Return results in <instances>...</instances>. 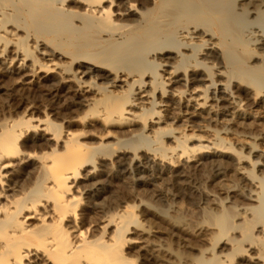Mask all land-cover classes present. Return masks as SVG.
I'll list each match as a JSON object with an SVG mask.
<instances>
[{
    "label": "bare ground",
    "instance_id": "bare-ground-1",
    "mask_svg": "<svg viewBox=\"0 0 264 264\" xmlns=\"http://www.w3.org/2000/svg\"><path fill=\"white\" fill-rule=\"evenodd\" d=\"M5 75L0 264H264V0H0Z\"/></svg>",
    "mask_w": 264,
    "mask_h": 264
},
{
    "label": "rangeland",
    "instance_id": "rangeland-1",
    "mask_svg": "<svg viewBox=\"0 0 264 264\" xmlns=\"http://www.w3.org/2000/svg\"><path fill=\"white\" fill-rule=\"evenodd\" d=\"M0 78L2 79V82H0V112L1 113H9V112H16V113H21V112H23V107H21V105H20V99L22 98V97H26V92H28V91H22V89H21V87H20V85L18 86V84H15V83H13V82H9V77L7 76V75H5V76H0ZM0 79V80H1ZM4 80V81H3ZM15 84V85H14ZM25 95V96H24ZM32 99V97L30 98V100ZM46 103V102H45ZM41 104H44V102H42ZM4 111V112H3ZM6 111V112H5ZM18 111V112H17ZM0 113V114H1ZM37 115L36 116H41L42 114L41 113H36ZM56 120H58V121H60V118H57ZM79 123H74L73 125H70V127H69V129H71V130H74V131H79V130H81V127H82V125H78ZM117 129H119V128H117ZM238 137H236L235 138V136H234V138H232L233 139V141L236 139L237 140V142L239 143V144H245V142H248L249 140L248 139H246V140H242V138H239V139H237ZM83 140H87V141H89V142H95L94 140H89V139H86V138H83ZM235 140V141H236ZM241 143H240V142ZM236 142V143H237ZM250 142V141H249ZM97 143V142H96ZM262 146H264V145H262ZM90 168V167H89ZM178 170H182L183 172V175L186 173L185 172V169L183 170V168L181 167V168H179ZM178 173L179 172H177V176H174V178H173V176H169L168 174H166V173H163L162 175H163V177L164 178H166V180L167 181H165L166 182V184H167V182H168V187L169 188H172L173 190H177L179 193H180V195H181V197L180 198H178V200L180 201H182V205H183V207H184V209H182L181 211H183L182 213H184L185 212V214H182V216L183 215H186L187 216V212L188 211H190L191 212V214L193 213V215L192 216H194V218L193 219H196V220H198V219H203L202 218V215L204 216L205 215V211H204V208L203 207H206V205H201V206H191V205H189V203H187V200L185 199V198H183V197H185V196H187V195H185V194H188L187 193V191L186 190H189L190 191V189H191V187L193 186L192 184L193 183H195L194 181H198V182H200V183H202V185L203 186H205V187H203L200 183V186H199V184H197V186H199V189L201 190L202 189V187L203 188H206L207 189V187H206V185H208L209 186V189H213L212 187H214V189L213 190H217L218 191V193H220L219 195L221 196V197H225L226 196V194L225 193H223V191L221 190H219V188H218V186H217V184H215L216 182H213V181H209L208 179L206 180V176H198V177H200V179L196 176L195 177V175H193L192 177H190V178H188L187 176L185 177V176H182V173H181V177H179V178H176V177H178ZM187 173H189V172H187ZM231 175H233L234 173L233 172H231L230 173ZM189 175H191L190 173H189ZM202 175V174H201ZM204 175V174H203ZM168 176V177H167ZM171 179H170V178ZM233 178V176L232 177H230V180ZM171 181H173V182H171ZM204 179V180H203ZM220 180H224L225 179V177H222V178H219ZM174 180H176L175 181V183H174ZM170 182V183H169ZM172 183V184H171ZM178 183V184H177ZM187 183V184H186ZM171 184V185H170ZM211 184V185H210ZM174 185V186H173ZM176 185V186H175ZM216 185V186H215ZM190 188V189H189ZM208 189V190H209ZM180 190V191H179ZM205 190V189H204ZM207 190V191H208ZM206 192V191H205ZM213 191H211L209 194L210 195H208V197L209 198H211V199H213L215 196V192H213ZM149 191L147 192V193H144L145 195L147 194V197H152V193L153 192H151V194L149 193ZM218 193H216V194H218ZM233 194V193H232ZM149 195V196H148ZM187 199H188V197H187ZM186 200V201H185ZM180 201V202H181ZM169 202V201H168ZM168 204V205H167ZM168 207H169V203H166V206L165 207H163V209H168ZM182 207V208H183ZM191 209H190V208ZM193 208H195V209H193ZM190 209V210H189ZM181 211H179L180 213H181ZM177 213H178V211H176ZM175 212V213H176ZM190 212L188 213V214H190ZM197 212V213H196ZM175 213L174 212H172L171 214L173 215H175ZM176 213V214H177ZM179 213V215H181ZM169 214H170V211H169ZM179 215H177L178 217H181V216H179ZM196 216H198V217H196ZM183 217H185V216H183ZM198 218V219H197ZM159 220V221H158ZM157 221H158V223H160V226L162 227L163 226V228L161 229V231H164L162 234V236L166 239L165 241H167V239H168V228H166V227H168V225L167 224H164V223H162V221L158 218L157 219ZM166 228V229H165ZM165 229V230H164ZM180 234V233H179ZM180 235H182V237L184 238V239H188V240H190L191 239V241L194 243V244H197V243H199L198 241H196L195 240V238L193 237V236H191V235H188V234H185L184 232H182ZM196 246V245H195ZM176 247V246H175Z\"/></svg>",
    "mask_w": 264,
    "mask_h": 264
}]
</instances>
